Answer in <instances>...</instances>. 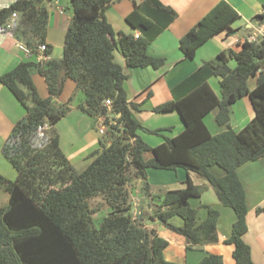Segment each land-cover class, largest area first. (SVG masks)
I'll return each instance as SVG.
<instances>
[{
	"label": "trees",
	"instance_id": "1",
	"mask_svg": "<svg viewBox=\"0 0 264 264\" xmlns=\"http://www.w3.org/2000/svg\"><path fill=\"white\" fill-rule=\"evenodd\" d=\"M51 0H14L0 8V31L9 32L22 42L31 55L45 45L43 61H20L0 74L6 86L24 107L25 114L12 127L1 146L2 155L16 171L14 181L0 176V186L8 192V203L0 208V264H176L163 256L168 242L154 229H147L132 215L133 202L128 184L145 178L147 169L196 173L214 189L223 206L232 208L235 220L224 240L233 245L235 264H254L247 232L246 193L237 169L246 162L264 157V38L245 40L241 48L217 54L219 63L203 62L191 74L171 87L172 98L155 106L154 113L178 112L184 128L174 136L165 135L171 127L145 129L135 117L144 110L152 91L139 102L129 101L124 89L127 78L114 60L120 51L127 67L159 69L165 59L148 53L150 43L176 18V12L160 0L134 1L125 16L138 32H115L105 16L113 0H69L73 11L66 28L60 58L51 56L46 43ZM16 13L17 18L11 19ZM238 12L226 1L211 7L180 39L184 58L192 59L198 47L238 19ZM264 24V14L255 17ZM229 61H235L230 67ZM33 68L43 77L47 95L41 96L32 79ZM216 77L220 96L208 79ZM256 77L255 86L248 79ZM66 80L74 83L67 101L57 103ZM77 92L84 96L77 106L90 117L104 118L99 147L87 155L89 164L77 171L59 145L55 124L69 111V102ZM248 96L253 117L239 130L229 124V106ZM111 102L108 109L104 101ZM30 102V103H29ZM217 108L215 121L226 129L211 134L204 117ZM111 116V117H110ZM47 125L43 134L38 127ZM140 130L162 137L150 146ZM151 152L149 159L144 153ZM216 166L221 176L212 173ZM148 183L143 184L145 193ZM203 188L189 177L181 189L154 195L157 208L152 217L183 235L186 249L216 241L219 211L208 208L203 220L189 200L200 196ZM100 197L110 207L99 227L92 226L90 200ZM264 211V206L256 213ZM178 216L176 226L170 219ZM198 264H222L218 254L205 253Z\"/></svg>",
	"mask_w": 264,
	"mask_h": 264
},
{
	"label": "crops",
	"instance_id": "2",
	"mask_svg": "<svg viewBox=\"0 0 264 264\" xmlns=\"http://www.w3.org/2000/svg\"><path fill=\"white\" fill-rule=\"evenodd\" d=\"M14 0H0V8L7 6ZM134 1L141 0H113L111 7L105 11L107 20L112 25L115 32L132 33L137 35L138 32L132 29L125 21V16L133 9ZM164 5L171 7L177 14L174 21L165 28L148 46V53L153 56L163 57L164 64L159 69L150 67L130 68L125 72L127 78L124 82V89L129 101L139 102L145 96L148 90L152 91L147 105L143 106L144 110L135 112V117L145 129L153 130L159 128L171 127L170 131H165V135L174 136L181 132L184 124L176 111L154 113L150 111L149 105L155 106L159 103L168 101L172 98L171 87L191 74L203 62L211 61L219 63L217 54L225 49L231 48L238 50L241 44L249 39L252 35L258 34L261 25L255 18L264 12V0H226L237 12L238 19L231 25L228 32L223 31L218 35L210 38L204 44L197 48L195 56L192 59L184 58L179 49V39L201 19V17L220 0H160ZM55 6V7H54ZM49 20L47 26L46 43L52 46L51 56L55 57V50L62 49L64 35L69 21L72 19L73 11L69 0H51L48 3ZM264 14V13H263ZM24 45L16 40L9 32L0 31V74L11 69L20 61H36L37 56L26 53L18 47ZM60 57V56H59ZM114 60L125 67V59L122 54L115 50ZM235 62V61H234ZM232 61L228 62L230 66ZM234 67V66H230ZM264 72V66H263ZM32 79L41 96L47 95L46 84L43 77L33 68L30 69ZM208 79V83L216 95L220 96V87L218 79ZM256 77L248 79V87L252 89L255 86ZM74 91V83L66 80L64 83L63 101ZM60 94V95H61ZM59 95V96H60ZM57 100V99H56ZM61 101V98H60ZM57 102V101H56ZM59 102V101H58ZM81 111V110H80ZM81 113L85 114L83 111ZM217 108L212 109L207 115L212 116L210 124L205 122L207 115L204 117V123L211 134L219 133L226 129V125H218L215 121ZM25 114L24 107L18 102L10 90L0 83V149L4 140L9 135L14 124ZM86 115V114H85ZM165 116L171 118L174 116L179 122V126H172L163 123L160 126H152L147 121L155 120V116ZM254 115L251 101L248 96H244L229 106L228 124L233 130H239ZM111 117V116H110ZM102 118L95 121L96 136L86 138V143L81 147H73L69 154H65L73 164L76 156L87 159L89 152L99 147ZM215 121V124L213 122ZM99 125V126H98ZM211 127V128H210ZM144 132H146L144 130ZM148 134H153L149 133ZM86 137V136H85ZM146 142L145 137H142ZM155 140L150 146H155L162 142ZM61 139L59 136V145L61 148ZM62 149V148H61ZM63 151V150H62ZM89 151V152H88ZM64 152V151H63ZM151 152L144 153V158L149 159ZM81 171V170H80ZM211 171L216 176H221L223 171L213 166ZM166 172V173H165ZM168 172V173H167ZM145 178H134L128 184L130 195L133 201L132 215L137 216L141 223L147 229H154L155 232L167 240L168 244L163 250V256L166 260L176 264H198L205 253L218 254L222 257V264H235L233 258V245L225 243L231 233L232 224L235 220V214L232 208L223 206L218 200L212 186L196 173L178 168L176 170H158L147 169ZM237 175L244 186L246 193V224L247 232L244 234V241L250 246L251 257L254 264H264V211L256 213V209L264 206V157L254 161H249L237 169ZM203 188L200 196L191 198L189 204L196 210L198 221L205 218L207 209L213 208L219 211V217L216 224V241L194 245L191 249H186V239L183 235L167 228L157 218L152 217L153 211L157 208L156 201L152 196L162 195L168 190L181 189L185 186L186 178ZM148 183V194L143 189V184ZM157 185V186H156ZM135 200V201H134ZM170 222L176 226L182 225L180 217L174 216Z\"/></svg>",
	"mask_w": 264,
	"mask_h": 264
},
{
	"label": "rangeland",
	"instance_id": "3",
	"mask_svg": "<svg viewBox=\"0 0 264 264\" xmlns=\"http://www.w3.org/2000/svg\"><path fill=\"white\" fill-rule=\"evenodd\" d=\"M112 2L110 3V6L108 8L111 7ZM69 22H71V20ZM61 54H62V49L57 48L55 50V57L57 56L56 58H60ZM230 66H235V62L232 61ZM125 68L127 70L130 69V67H127V66L123 67L124 70H125ZM213 79L217 80V78H213ZM64 96H67V94L65 93V94H63V96H62V94L60 96H58L56 98L57 103H63L65 101H67V98L65 99V101H63L65 98ZM62 97H64V98H62ZM60 98H61V101H60ZM83 98H84L83 94L81 92H77L75 94V96L72 98L71 102H69L70 109L67 112V114L65 116H63L55 124V130L58 133V135L60 136L61 148L65 154H69V152L73 149V147L77 148V147L83 146L86 143L87 137L96 136V133L94 131L95 130V124L94 123H95L96 119L88 116L87 114L85 115V114L81 113L80 108L77 106V104L81 100H83ZM155 117H157V119H155V120L151 119V120L147 121L148 124L150 122V125H152V126H160V125H163V123L167 122L166 124H168L169 126H172L173 129L176 128V127H174L175 125L179 126V122H178V120H176L174 118V116L171 118H166L165 116H161V115H158ZM211 119H212V116H210V115L209 116L207 115V117L205 119V122L207 124H210V126H211V123H210ZM213 124L216 125L215 121L213 122ZM100 125L102 128L104 127V124L102 122H100ZM139 135L141 137H145V139L147 140L146 142H148V143L150 142L151 144L155 140H161V137L159 135L148 134L147 132H144L143 130L139 131ZM72 161L74 164V168L77 171H80V170L84 169L89 164L91 159H88V161H87L85 159H82V157L79 155V156H76ZM0 176L5 178L7 181H14L16 178L15 169L12 167V165L8 161V159H6L2 155L1 149H0ZM8 197H9L8 192L5 190V188L3 186H0V208L7 205ZM89 204H90V207L95 210L92 213V226L97 228L100 226L103 218L105 216H107V214L110 212V207L100 197L93 198L92 200H90Z\"/></svg>",
	"mask_w": 264,
	"mask_h": 264
},
{
	"label": "built area",
	"instance_id": "4",
	"mask_svg": "<svg viewBox=\"0 0 264 264\" xmlns=\"http://www.w3.org/2000/svg\"><path fill=\"white\" fill-rule=\"evenodd\" d=\"M264 13V12H263ZM15 18H17V14L16 13H12L11 14V19H15ZM261 38H264V24H261L260 26H259V29H258V34H257V36L256 35H252L251 37H249V39H248V41H251V42H256V41H258L259 39H261ZM18 47L20 48V49H22L24 52H26V53H29L30 51H29V49L25 46V45H22V44H20V45H18ZM45 50V45L44 44H41V45H39L38 46V54L36 55L37 56V61H43V60H46V59H48L49 58V56L48 55H45V54H43V51ZM104 105L109 109L110 108V105H111V102H110V100H108V99H106L105 101H104ZM103 119L104 118H102V121H103ZM101 121V122H102ZM103 123V122H102ZM47 127V125H42V126H39L38 127V132L40 133V134H43V131H44V129ZM98 131L100 132V133H102V132H104V127L102 128V127H99L98 128Z\"/></svg>",
	"mask_w": 264,
	"mask_h": 264
},
{
	"label": "clouds",
	"instance_id": "5",
	"mask_svg": "<svg viewBox=\"0 0 264 264\" xmlns=\"http://www.w3.org/2000/svg\"><path fill=\"white\" fill-rule=\"evenodd\" d=\"M263 14V13H262Z\"/></svg>",
	"mask_w": 264,
	"mask_h": 264
}]
</instances>
